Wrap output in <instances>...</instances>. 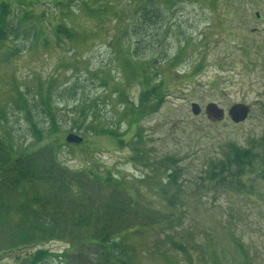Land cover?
I'll list each match as a JSON object with an SVG mask.
<instances>
[{"label":"rangeland","instance_id":"1","mask_svg":"<svg viewBox=\"0 0 264 264\" xmlns=\"http://www.w3.org/2000/svg\"><path fill=\"white\" fill-rule=\"evenodd\" d=\"M146 1L0 0L20 24L8 44L19 50L0 46V113L7 116L0 118V139L10 140L11 158L32 154L36 143L20 95L32 97L40 84L53 91V77L57 87L79 81L76 99L92 102L95 117L82 122L71 114L73 102L56 101L59 131L40 146H55L53 155L68 171L110 173L125 182L124 196L137 208L156 211L148 213L160 224L142 234L135 227L125 239L134 249L130 264H264V182L247 169L244 192L209 178L210 166L230 148L264 157V0H150V20L137 16L133 25L129 16ZM59 25L75 38L56 39ZM34 31L42 37L28 43L25 34ZM144 91L148 99L139 107ZM192 104L200 108L196 116ZM209 105L221 119L205 112ZM234 105L249 108L238 124L228 116ZM70 135L84 142L65 143ZM172 173L163 194L160 186ZM98 192H90L95 207ZM66 239L1 251L0 264H25L39 249L50 256L44 264L98 257Z\"/></svg>","mask_w":264,"mask_h":264},{"label":"trees","instance_id":"2","mask_svg":"<svg viewBox=\"0 0 264 264\" xmlns=\"http://www.w3.org/2000/svg\"><path fill=\"white\" fill-rule=\"evenodd\" d=\"M88 1L97 4L99 0ZM148 1L150 0L137 8L138 13L129 16L133 25H137L138 21L135 19L137 16L144 19L151 17ZM140 13L141 15H138ZM14 18L11 6L1 2L0 46L9 48L12 53L19 50L15 46L8 47V44L11 41L15 42L19 36V19ZM126 31H131V27H127ZM136 31L137 28L133 32ZM52 32L56 39L64 37L72 41L75 38L73 33L68 32L61 25ZM25 35L28 43L42 37L35 31ZM45 43H47L46 37L43 39V44ZM132 59L129 55L127 64ZM49 82L54 86L53 91L48 84L45 89L40 84L36 89L37 93L32 97L28 92L20 95L24 105L21 111L27 120L37 150L32 154L19 153L16 159L11 158L10 151L13 153L11 150L13 147L9 143L10 140L7 142L6 137L0 139V252L40 247L50 241H64L67 238L66 241H69L71 246L73 241H77L79 244L84 243L93 248L94 256L98 257L89 264H130L128 251L134 253V249L132 247L130 249L125 244L130 230L136 227L142 234L147 227L161 222L156 215L148 213L155 210H148L146 207L141 210L133 200L135 204L124 196L126 185L124 181L114 179L110 173H106L105 177L95 173L94 175L90 172V168L77 173L68 171L69 169L66 170L59 164L53 155L55 146H40L46 138L45 135L59 131L58 124L61 118L57 112L56 101L73 102L71 114L82 122L96 115L92 111V102H86L82 98L76 99L75 90L79 81L59 87L55 86V77ZM49 93L52 95L48 97ZM143 96L145 97L141 98L139 107H142L148 99L145 91ZM136 112L138 115L143 114L142 110ZM0 118L7 120L6 114L3 113H0ZM261 159L264 163L263 156L257 157L247 150L230 148L226 159L210 166L209 178L220 186L228 187L227 184H230L232 190L244 192L247 187L241 181L246 169L247 173L258 175L257 179L264 182V164H257ZM166 180L167 184L160 186L163 194L166 193L165 189L173 184L174 173L169 174ZM94 187L102 195L101 200H103V202L100 200L99 206L96 207L95 202L92 203L91 195ZM74 208L81 210L74 217L66 216V210ZM151 216L156 217L152 219ZM75 227L79 229L78 232L75 231ZM173 247L183 250L178 245ZM48 257L50 256L46 251L39 249L30 254L25 264H44Z\"/></svg>","mask_w":264,"mask_h":264},{"label":"water","instance_id":"3","mask_svg":"<svg viewBox=\"0 0 264 264\" xmlns=\"http://www.w3.org/2000/svg\"><path fill=\"white\" fill-rule=\"evenodd\" d=\"M258 17V15H256ZM191 112L193 115H198L200 113V108L196 104L191 105ZM205 112L207 114L214 113L217 118H222V112L215 111V107L213 105H209L206 107ZM249 114V108L244 105H234L228 110V116L230 117V120L235 123H241L243 122ZM66 143L69 144H79L82 142V139L73 135L67 136L65 138Z\"/></svg>","mask_w":264,"mask_h":264}]
</instances>
